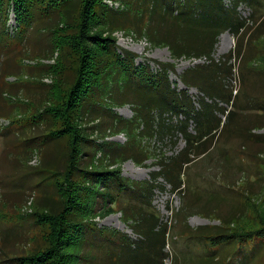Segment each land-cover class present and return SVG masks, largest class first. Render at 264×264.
<instances>
[{"label": "trees", "instance_id": "1", "mask_svg": "<svg viewBox=\"0 0 264 264\" xmlns=\"http://www.w3.org/2000/svg\"><path fill=\"white\" fill-rule=\"evenodd\" d=\"M106 1L118 3L121 9L114 10ZM229 1L230 7L223 0H0V51L12 39L21 40L31 21L50 14L58 19L52 29L58 37L54 46L57 61L50 66L58 78L53 92L45 96L51 105L41 114V120L38 117L41 115L35 117L42 123L48 120L51 123V130L39 145L58 142L66 149L63 164L48 163L36 169L51 188V194L43 196L45 206L31 214L35 225L41 228V247L26 256L12 258L10 263L87 264L84 252L88 245L90 249H110L111 264H162L160 255L167 231L166 225L150 209L153 187L122 178L119 169L109 168L119 159L137 163L144 160L138 161L134 144L116 148L117 144L106 141L108 135H101V143L89 141L91 134L86 133L83 124L95 123L103 132L111 127L114 130L111 136L122 133L119 128L125 127L123 130L129 129L135 139L156 137L179 125L175 131L186 134L185 150L174 159L163 158L160 168L153 172V181L162 178L179 192L180 176L193 162L190 157L207 154L215 134L219 136L226 129L229 112L223 121L217 120L212 116L216 104L207 105L202 100L198 102L202 106L198 110L186 90H177L168 82L166 73L173 70L170 65L157 72L135 66L133 56L117 54L114 33H136L153 45L166 46L172 57L179 59L183 56L209 58L218 35L229 31L236 41L232 54L241 59L248 38L264 36V16H251L249 26L236 9L244 4L256 15L263 8L264 0ZM10 12L16 25L13 37L6 27ZM165 26L169 28L167 31L163 30ZM199 67L184 72L182 83L188 87L200 85L209 100H218L230 110L235 107L236 94L232 95L223 84L212 86L205 76L208 70ZM124 97H132L128 101L134 106V116L129 121L115 118L108 108L126 104ZM168 113L181 118L176 124L170 119L166 121L162 116ZM190 121L196 124L193 134H187ZM111 157L113 161H109ZM104 160L110 162L109 166L99 165ZM117 207L122 219L130 223L132 232L144 240H128L125 234L97 228L92 218ZM240 216L238 213L229 219H218L219 225L198 228L187 233L185 239L198 244L202 250L212 248V252L205 254L209 264L219 262V256L211 257L216 251L214 248L231 249L229 258L233 259L249 251L247 259H250L257 245L264 247V216L258 215L257 222L247 230H237ZM89 236L102 241V245L95 246L88 240ZM121 248L127 249L124 261L120 256L118 260L115 257V250ZM141 259L147 262L140 263Z\"/></svg>", "mask_w": 264, "mask_h": 264}, {"label": "rangeland", "instance_id": "2", "mask_svg": "<svg viewBox=\"0 0 264 264\" xmlns=\"http://www.w3.org/2000/svg\"><path fill=\"white\" fill-rule=\"evenodd\" d=\"M223 3L227 7L231 5L229 0H223ZM106 4L114 10L121 9L118 3L106 1ZM236 12L250 26L251 16H264V6L256 15L244 4L239 5ZM13 20L10 12L6 27L11 37L16 33ZM57 22L53 14L31 21L21 40L19 37L12 39L0 51V264H12L9 262L12 258L26 256L41 247V228L35 225L31 214L38 207L45 206L43 196L51 188L36 169L48 163L63 164L64 161L66 149L63 144H48L47 140V146L39 145L51 130V123L49 120L42 123L35 117L51 105L45 96L53 92L58 78L50 68L57 61L54 46L58 37L52 32ZM168 29V26L163 28L164 31ZM114 37L117 54L133 56L135 66L142 65L157 72L170 65L173 70L166 73L168 82L177 90H186L198 110L202 108L198 104L202 100L207 105L216 104L212 116L217 120L223 121L229 112L226 129L219 136L215 134L208 144L211 148L207 154L199 158L190 157L193 162L180 176L179 192L162 178L153 181V172L160 168L163 158L174 159L186 148V134L175 131L179 125L168 133H158L156 137L135 139L129 129L123 130L125 127L119 128L122 133L111 136L114 131L111 127L103 132L95 123L83 124L86 133L91 134L89 141L101 143V135H108L106 141L117 144L116 148L126 143L134 144L138 161L144 160L137 163L132 159H119L109 168L119 169L122 178L145 183L150 189L153 187L150 209L156 213L161 224L166 225L167 231L160 255L162 264H209L205 261V254L212 252V248L202 250L198 244L185 239L187 233L217 226L220 223L218 219H229L238 213L241 216L237 230H247L257 222L258 215L264 216V36L246 39L241 59L232 54L236 41L229 31L218 35L209 58L183 56L175 59L166 46L153 45L146 37L141 38L136 33L120 31L114 33ZM196 66L208 70L205 76L212 86L223 84L232 95L236 94L235 107L230 110L218 100H209L200 85L188 87L182 83L183 73ZM71 73L67 72V77L70 78ZM216 97L213 95V98ZM124 98L127 101L122 106H107L115 118L129 121L134 116V106L128 101L132 97ZM38 117L41 120L42 115ZM44 118L47 116L44 115ZM162 118L176 124L181 117L168 113ZM187 125V134H193L195 122L190 121ZM92 126L97 130H92ZM109 161L104 160L99 165L107 167ZM92 220L97 228L106 232L117 231L125 234L128 240H144L132 232L130 223L122 219L120 207L108 213L101 212ZM93 239L88 237L95 246L102 245V241ZM214 250L211 257L219 256L218 264H264L262 245H257L250 259H247L249 251L247 255L233 259L229 258L231 249ZM115 253L116 260L120 256V260L124 261L127 249H117ZM84 254L87 264H111L110 249L101 251L90 249L87 245ZM144 261L147 262L141 259L140 263Z\"/></svg>", "mask_w": 264, "mask_h": 264}]
</instances>
